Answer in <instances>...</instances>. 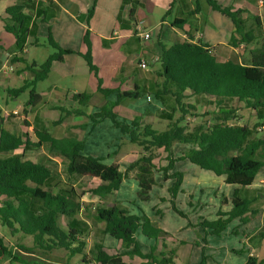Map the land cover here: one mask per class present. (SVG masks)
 Wrapping results in <instances>:
<instances>
[{
    "label": "trees",
    "instance_id": "16d2710c",
    "mask_svg": "<svg viewBox=\"0 0 264 264\" xmlns=\"http://www.w3.org/2000/svg\"><path fill=\"white\" fill-rule=\"evenodd\" d=\"M209 7L228 17L233 25L228 44L238 50L237 58L231 56L225 61L216 59L212 47L202 42L182 41L170 45L160 43L161 51L158 56V79L154 85L156 97L170 95L174 99L176 109L181 116L171 122L167 129L156 130L143 122V114L133 118L120 117L113 108L123 98H137L140 96L139 88L134 90L110 89L102 86L97 80V91L105 98L106 102L99 110L86 114L85 108L90 105L92 95L88 92H78L71 96L74 105L69 109L62 108L67 115H86L89 119L88 126L94 127L103 119H109L118 129L122 137L142 148V154L135 160L127 163L123 169L118 164H106L102 157L83 154L84 144L75 137L57 138L51 135L47 128L36 130L34 135L36 143L31 142L26 136L22 137L8 131L4 127L5 114L0 109V226L12 232L32 236V245L17 244L22 251L32 253L36 249L50 251L64 249L69 257L81 255L82 263L94 262L95 264H131L122 258L125 253L115 252L112 248L101 243L92 246L90 258L84 251L86 244L83 230L73 221L82 208L80 195L70 188H58L53 192L49 181L52 177L51 170L43 163L24 161L16 153L19 148L48 146L50 156H60L67 160L66 169L69 174L87 175L99 179V184L91 188L89 193L98 199L119 189L124 179L133 178L138 185V199H149L148 189L154 182L153 173L156 165L153 162L155 154L153 149H163L168 153L167 164L160 167L163 179H173L169 192L175 197L183 180L179 171L169 173L176 161L188 160L202 169L222 176L225 183L238 186H249L254 181L255 175L264 165V135L255 136L245 124L230 122L236 116L237 108L225 106L228 99H236L243 103L245 108L254 111L257 118L256 124H263L264 120V35H255L243 19L242 13H248L242 8L226 6L217 0H206ZM23 5L16 3L5 9V16L11 24L5 23V29L16 37L19 44L26 33L23 23L27 17L23 12ZM198 6L192 13L197 12ZM92 13L89 9L88 15ZM191 13V14H192ZM257 23L259 17L254 16ZM185 19L175 20L173 25L182 28ZM261 38V40H260ZM83 41L88 50L81 54L89 69L96 72L92 64L90 43L87 32ZM47 43L56 49L43 63L31 64L28 68L32 78L23 82L20 88L9 89L8 94L17 96L29 89V99L26 105L34 106L40 100V95L35 90L38 81L43 80L50 71L54 61H61L65 53L72 51L61 49L49 36ZM191 94H204L214 100L216 110L211 113L208 122L200 124L194 131L188 132L179 122L184 119L188 109H195L193 104L184 102L187 97L184 91ZM115 94V99L109 96ZM83 128L86 125L82 126ZM256 127H253L255 130ZM175 143L186 144L188 147L178 156L174 157L172 146ZM253 200L242 199L233 204L229 212L218 213L215 220H202L200 225L209 234L219 235L226 225L238 218L240 223L246 224L249 217L257 213L250 209ZM172 208L176 209L174 203ZM159 213V211L157 210ZM181 214V212L178 211ZM67 218L63 228L57 224V216ZM96 219L102 221L104 234L118 240L125 248H130L127 254L135 255L145 262L142 264H172L173 260L161 252L160 256L153 254L154 248L149 253H143L139 248L135 235L140 232L144 237L158 240L165 232L155 226L144 213H130L128 209L118 205L110 207H97ZM236 231L233 230L232 233ZM264 236V231L261 232ZM164 246V245H163ZM165 247V246H164ZM242 252V251H241ZM0 254L23 264L27 260L15 256L3 245L0 237ZM204 264V257L201 263ZM245 264H264V259L248 255Z\"/></svg>",
    "mask_w": 264,
    "mask_h": 264
},
{
    "label": "rangeland",
    "instance_id": "374dc122",
    "mask_svg": "<svg viewBox=\"0 0 264 264\" xmlns=\"http://www.w3.org/2000/svg\"><path fill=\"white\" fill-rule=\"evenodd\" d=\"M202 1L205 2V0ZM210 12L221 18L223 17L225 20V23L220 24L218 29V39L223 37L225 41L212 43L210 47H212V51H223L225 53L227 52L225 50H229L227 42L231 34L232 22L228 17L217 13V11L210 10ZM155 14L162 18L164 12L163 14ZM256 14V10L254 13L251 11L250 13H242L241 19L253 30L255 35H264V7L260 8L262 17L260 23H257L254 18ZM203 16L205 15L203 14ZM189 19L190 17H188ZM221 30H223V35L220 32ZM233 57L237 58L235 55ZM154 69V66L143 68L144 71H153ZM102 73L101 71L94 72L93 76H97V78L92 77V79L98 80L103 78V75L107 78V74ZM57 81L59 86H62L65 90H70L72 88L71 84L74 82L71 78H59ZM50 82L41 81L38 86L46 89ZM111 83L109 86L114 87ZM138 90L140 92L139 97L123 98V101L113 108L120 117L129 118L130 109H140L139 111L147 114L144 115L143 122L153 129L161 131L167 129L171 122L178 120L181 116L179 109L173 111L176 104L172 96H154L153 83L149 84L147 82L145 85L140 86ZM1 95L3 98L7 97L4 93H1ZM184 95L187 96L184 102L193 104L196 110L188 109L187 115H184V119L179 124L186 126V131L191 132L200 124L208 122L211 114H206V112L211 113L216 110L217 104L204 94H191L189 90H185ZM28 98L29 94L26 91L21 93L16 101L9 100V104L6 105L8 111L12 113L14 110L11 111V109L23 105ZM60 99L61 102L57 104V110L50 109L41 102L31 108L29 118L31 117V120L38 124L42 123L39 126L40 129L44 128L43 125H46V128L54 137L81 139L84 144L83 154L102 157L103 162L106 164L116 163L120 168H123L124 165L142 154V148L123 138L121 132L107 118L99 122L92 130L84 129L81 126V129L72 128L70 124L88 122L89 119L86 116L82 118L73 117L62 112V108L69 109L70 106L64 97ZM113 99H115V94H113L111 100ZM105 101L106 98L103 95H98L95 92L92 95L90 105L85 108V112L91 114L98 111ZM225 106L237 108L236 117L230 122L247 125L255 136L264 135V120L263 124H256L257 118L254 111L245 108L243 103L238 102L236 99H228ZM157 109H159V112H161L160 109H163V113L161 115L156 114ZM18 114L22 115V108L18 109ZM253 127H256L255 130ZM88 132L89 134H87ZM187 147L186 144L175 143L172 146L173 156L180 155ZM45 148L47 149V145H45ZM26 149L29 151H27L26 157L23 156L24 160L44 163L52 169L53 179L49 181V186L54 192L58 188H70L72 186L76 193L80 195L82 208L79 214L75 216L73 223L83 230L81 239L86 242L84 251L88 253L87 258H90L89 254H91L92 246L95 243L114 247L119 242L115 238L103 235L104 223L97 220L95 216L97 207H110L115 204L128 209L130 213L139 214L142 212L146 214L155 226L165 232L158 240L143 239L140 237L141 234L137 232V237H140L137 243H139L141 250L148 253L154 248L153 254L160 257H162L160 253L165 252L163 250L164 246L169 247L166 252L172 251L173 253H166V257L172 258V264H200L202 257H204V264H241L245 260L249 247L254 250V255L259 259H264V236L261 235V232L264 231V183L262 182V179H264V165L260 167L250 186L243 187L223 183L220 187L210 179L216 177L212 172L202 169L188 160L176 161L169 173L179 171L183 174V180L176 196L172 197L169 187L172 185L173 179H163V172L159 171L160 167L167 164L166 157L168 153L163 149H153L155 154L153 162L157 167L153 173L154 182L148 189V200L138 199V185L133 178L124 179L118 190L98 199L89 193L90 187L95 186L97 183L92 181L90 177L78 180V178H75L79 176L78 174H69L66 169L65 161L67 162V160L65 158L58 156L52 159L53 156L49 154L48 156L47 153H44L45 149L40 147ZM17 154L20 155L21 152L19 151ZM223 196L227 197V205L221 201ZM235 197L253 200L250 209H257V213L249 217L246 224L240 223L238 218H233L219 235L207 233L208 229H204L200 222L202 220H215L219 212H229L232 208L231 202L234 201L233 198ZM172 203L181 214L172 208ZM57 217V224L61 228L69 221L61 215ZM233 230L236 232L232 233ZM250 235V240H245V237ZM0 237L3 239V245L13 255L24 258L30 262L29 264H85L81 262V255L76 254L69 257L64 249L50 251L36 249L32 253L22 251L16 245L31 246L33 243L32 236L12 232L6 227L0 226ZM124 261L131 264L145 262V260L135 255L124 256ZM0 264L23 263L12 260L8 254H0ZM87 264L95 263L90 262Z\"/></svg>",
    "mask_w": 264,
    "mask_h": 264
},
{
    "label": "crops",
    "instance_id": "0c3cea01",
    "mask_svg": "<svg viewBox=\"0 0 264 264\" xmlns=\"http://www.w3.org/2000/svg\"><path fill=\"white\" fill-rule=\"evenodd\" d=\"M217 1L222 5L245 9L249 13L250 11L254 13L256 10L257 14L254 16H258L260 22L262 21L260 8L264 7V0H261L262 6L261 4L259 5L260 0ZM16 3L23 5L22 12L27 16L22 26L26 29V33L19 44L16 42L14 34L5 29V23L11 24L10 20L5 16V9ZM197 6V12L192 13ZM91 8L92 13L89 16L88 11ZM209 9L214 11L209 7L206 0L205 2L202 0H0V109L5 114L4 127L8 131L22 137L26 136L31 142L36 143L37 139L34 132L43 128L40 129L39 127L42 123L38 124L33 122L31 117L29 118L31 108L42 102L48 108L57 110V104L61 102V97H64L69 106H72L74 102L71 96L78 92H88L91 95L96 92V94L102 95L97 91V79L95 80L97 76H93L95 71L89 69L81 55L88 50L86 43L83 41L85 32H87L90 43L89 50L92 64L95 65L96 71L107 74V78L104 75L103 78H99L103 87L134 90L136 87L140 88V86L149 82V84L153 83L154 88L155 82L160 80L156 76V71L159 67L157 63L158 56L161 51L159 42L170 45L174 42L200 41L210 46L212 43L225 41L223 37L218 39L219 25L224 24L225 20L223 17L221 18L217 14L210 12ZM155 13H162V18H159ZM188 17H190L189 20ZM179 19L186 20L182 28L173 25V22ZM139 22H142L146 31L150 32V39L140 40L135 35V25ZM232 29L233 25L231 32ZM220 32L223 35V30ZM49 36L58 47L72 52L65 53L61 61L52 63L47 76L41 80L51 81L46 89L38 86L41 81L36 83L35 90L40 95L41 100L34 106L26 105L27 100L23 105L11 109V111L16 110V114L11 113L6 105L9 104V100L16 101L21 93L17 96H12L7 91L20 88L23 82L30 80L32 72L28 67L33 63H43L50 54L56 51L55 48L47 43ZM227 45L229 50H225L227 51L225 53L223 51H213L217 60L225 61L238 53V50L231 47L228 42ZM147 56L152 60L147 66H154L155 69L153 71H144L143 67L139 66V60ZM147 66L144 68H147ZM92 77L95 78L92 79ZM59 78H71L74 81L71 84L72 88L65 90L62 86H59L57 81ZM110 83L114 87H110ZM26 91L29 94V89L22 93ZM1 93L6 94L7 97L3 98ZM112 97L113 94L109 96L110 99ZM21 108L22 115L20 116L18 109L20 110ZM139 110L130 109L129 118L140 114H143V116L147 115ZM160 111L157 109L155 113L161 115L163 109H160ZM69 116L82 118L86 115ZM83 125H86L84 129L90 130L96 127L88 126V122L70 124L72 128H80ZM43 127L46 128V125H43ZM45 145L47 144L43 143L40 146H30L28 148H43L45 149L44 153L48 155V146L46 149ZM19 151L21 152V158L24 160L23 156L26 157L29 150L19 148L16 153ZM24 161L29 160L25 159ZM65 163L67 165L66 161ZM46 166L52 172V169L48 165ZM84 177L90 176L79 175L75 178L81 180ZM90 178L97 183L95 186L90 187L91 189L96 187L100 181L94 177ZM51 179H53V172ZM210 179L220 187L225 183L222 176L211 177ZM262 180L264 183V179ZM233 200L231 202L232 206L242 199L235 197ZM221 201L226 205L228 204L226 196H223ZM140 237L148 240L142 234ZM250 237L251 235L246 236L245 240L249 241ZM135 238L139 241L137 235H135ZM109 248H112L115 252L125 253L122 256L123 259L124 256L129 255L127 253L130 248H125L120 242ZM168 248L164 247L163 250L167 251ZM248 255H254V250L251 247H249L245 260L241 264H245Z\"/></svg>",
    "mask_w": 264,
    "mask_h": 264
},
{
    "label": "built area",
    "instance_id": "2783aa9c",
    "mask_svg": "<svg viewBox=\"0 0 264 264\" xmlns=\"http://www.w3.org/2000/svg\"><path fill=\"white\" fill-rule=\"evenodd\" d=\"M259 3L261 4L262 1L260 0ZM135 35L138 36L140 38V40H148L151 37L150 32L146 31V29L143 26L142 22H139L138 24L135 25V31H134ZM149 56L139 60V66L140 67H146L148 65L149 62H151V58H148ZM12 113L16 114L17 111L14 110Z\"/></svg>",
    "mask_w": 264,
    "mask_h": 264
}]
</instances>
